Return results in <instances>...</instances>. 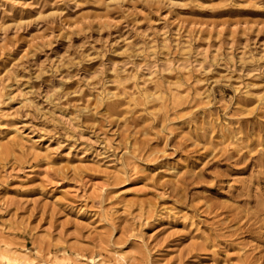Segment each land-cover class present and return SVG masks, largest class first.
I'll return each mask as SVG.
<instances>
[{"label":"rangeland","instance_id":"rangeland-1","mask_svg":"<svg viewBox=\"0 0 264 264\" xmlns=\"http://www.w3.org/2000/svg\"><path fill=\"white\" fill-rule=\"evenodd\" d=\"M56 258L264 264V0H0V264Z\"/></svg>","mask_w":264,"mask_h":264},{"label":"bare ground","instance_id":"bare-ground-1","mask_svg":"<svg viewBox=\"0 0 264 264\" xmlns=\"http://www.w3.org/2000/svg\"><path fill=\"white\" fill-rule=\"evenodd\" d=\"M11 253V252H10ZM10 253H8V252H4V254H3V257L4 258H7V259H10ZM12 259H15L16 261H21V262H27L28 260L26 259V257H25V259H24V256H23V260H21V259H19V258H12ZM29 260H30V258H29ZM32 261V260H31ZM31 261L29 262V263H31ZM33 262H35V261H33ZM93 262H94V264H96L97 263V259L96 258H93ZM28 263V262H27ZM53 264H68V262H66V260H64V259H59V258H56L55 260H54V263Z\"/></svg>","mask_w":264,"mask_h":264}]
</instances>
